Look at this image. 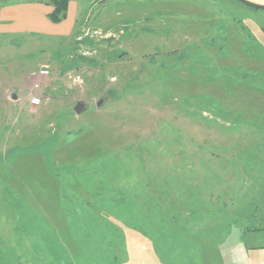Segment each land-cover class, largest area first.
<instances>
[{
	"label": "rangeland",
	"instance_id": "374dc122",
	"mask_svg": "<svg viewBox=\"0 0 264 264\" xmlns=\"http://www.w3.org/2000/svg\"><path fill=\"white\" fill-rule=\"evenodd\" d=\"M246 1L71 0L65 33L0 29V264H264Z\"/></svg>",
	"mask_w": 264,
	"mask_h": 264
},
{
	"label": "crops",
	"instance_id": "0c3cea01",
	"mask_svg": "<svg viewBox=\"0 0 264 264\" xmlns=\"http://www.w3.org/2000/svg\"><path fill=\"white\" fill-rule=\"evenodd\" d=\"M2 0H0L1 2ZM12 1L11 3H0V29L8 31L9 29L30 28L37 30L43 25L59 27L61 32H67L75 27L77 6L74 7V12L71 14V0H68L65 17L59 23H53L49 19V14L53 11V0H26ZM246 2L264 7V1L247 0ZM264 9V8H263ZM14 101V100H11ZM32 108V107H31ZM264 215V213H263Z\"/></svg>",
	"mask_w": 264,
	"mask_h": 264
},
{
	"label": "trees",
	"instance_id": "16d2710c",
	"mask_svg": "<svg viewBox=\"0 0 264 264\" xmlns=\"http://www.w3.org/2000/svg\"><path fill=\"white\" fill-rule=\"evenodd\" d=\"M67 3H68V0H53L52 1L54 9L49 14V19L53 23H59L61 20L64 19L66 8H67ZM250 6L255 8L254 10H258L259 8H261L258 5H254V4H251Z\"/></svg>",
	"mask_w": 264,
	"mask_h": 264
},
{
	"label": "water",
	"instance_id": "95a60500",
	"mask_svg": "<svg viewBox=\"0 0 264 264\" xmlns=\"http://www.w3.org/2000/svg\"><path fill=\"white\" fill-rule=\"evenodd\" d=\"M9 98L11 100H16L17 99V96L15 94H13V95H10ZM84 106L85 105L81 101H77L75 103V105H74V108H73L74 113L77 114V115L80 114L81 111L83 110Z\"/></svg>",
	"mask_w": 264,
	"mask_h": 264
},
{
	"label": "built area",
	"instance_id": "2783aa9c",
	"mask_svg": "<svg viewBox=\"0 0 264 264\" xmlns=\"http://www.w3.org/2000/svg\"><path fill=\"white\" fill-rule=\"evenodd\" d=\"M42 72H44V71H42ZM29 103H30V106L37 107V106L40 105L41 100H40V98L38 96H33V97H30Z\"/></svg>",
	"mask_w": 264,
	"mask_h": 264
}]
</instances>
